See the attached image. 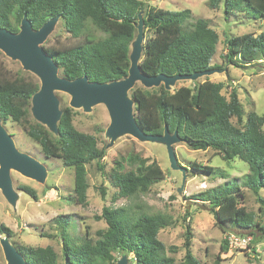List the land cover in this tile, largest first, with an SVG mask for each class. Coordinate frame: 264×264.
Wrapping results in <instances>:
<instances>
[{
	"label": "trees",
	"instance_id": "obj_1",
	"mask_svg": "<svg viewBox=\"0 0 264 264\" xmlns=\"http://www.w3.org/2000/svg\"><path fill=\"white\" fill-rule=\"evenodd\" d=\"M222 1L224 14L243 13L246 19L264 21V0H209L216 8ZM144 3L139 0H0V28L17 33L23 16L34 30L48 20L59 17L65 31L78 45L61 51H49L68 80L85 76L89 82L110 83L127 76L129 54L136 36V23ZM144 37L139 66L146 76H189L212 71L218 36L206 19H193L188 9L168 11L148 7L143 13ZM149 33V35H147ZM224 62L246 69L264 59V30L257 35L224 37ZM223 83L202 82L192 87L170 91L133 87L128 93L134 102V115L139 128L147 135H161L166 126L190 150H214L223 161L238 158L249 171L240 177H230L224 171L215 172L207 165L192 163L190 172L218 175L222 185L207 189L188 199L206 204L216 227L223 235H249L256 243L264 236V115L249 112L244 117L235 91L227 99L222 95ZM38 90V81L31 77L7 74L0 67V121L23 124L26 136L40 147L46 158L59 159L73 169L74 200L85 205L87 198L86 165L104 158L94 136L77 131L72 124V111L60 107L57 134L31 121V97ZM235 119V124L231 119ZM127 163L133 169L123 172ZM116 197L132 201L146 195L150 187L164 180V173L155 162L137 155L116 163L109 175ZM244 189L249 190L259 205V216L243 205ZM21 190L35 198L34 190ZM104 193L101 194L103 198ZM106 224L98 230L95 240L87 236L73 242L68 234L69 219L53 220L55 236L61 242V254L72 264H115L114 253L132 255L134 264H174L166 256L164 245L157 239L160 230L172 223L169 215L154 212L146 204L120 208L103 207L98 220ZM0 234L11 231L0 226ZM43 236V235H41ZM48 238H53L45 236ZM190 227H185L181 264H199L191 253ZM259 241V240H258ZM224 238L220 252H227ZM27 264H57V254L50 247H18ZM175 252V247H169Z\"/></svg>",
	"mask_w": 264,
	"mask_h": 264
},
{
	"label": "rangeland",
	"instance_id": "obj_2",
	"mask_svg": "<svg viewBox=\"0 0 264 264\" xmlns=\"http://www.w3.org/2000/svg\"><path fill=\"white\" fill-rule=\"evenodd\" d=\"M139 1L144 3L145 8L139 13L138 18L143 17L144 10L148 7L172 12L188 9L193 19L208 20L210 28L218 36L216 52L211 61V66L217 68H213L210 74L194 81H178L169 88L170 91L180 87H192L205 81L223 83L222 95L228 99L229 93L235 91L244 117L251 111L259 116L264 115V59L246 69L232 67L223 59L224 37L257 35L264 30V21L246 19L243 13L224 14L222 1L216 8L209 6V0ZM146 38V36L143 37V43ZM81 42L82 39H74L65 31L63 22L59 19L42 46L45 50L61 51ZM0 67L7 74L31 77L38 81L32 73L23 70L18 61L8 58L1 51ZM135 86L143 88L139 83ZM56 96L59 100V108L71 109L74 128L95 137L98 149L104 153V158L100 162L103 171L97 169L95 162L86 165L87 198L85 205H79L74 200L73 169L65 167L59 159L46 158L40 151V147L26 136L23 124L11 120L2 124L6 133L12 137L16 149L34 158L46 169L43 183L10 170L11 186L16 194L14 204L8 202L0 192V226L11 231L8 241L12 246L15 248L50 246L57 254V264H64L61 242L55 236L57 232L53 222L55 218L62 216L69 219L68 234L71 240L77 243L85 236L95 240L97 239L95 233L106 229L105 222L102 219L98 220L104 206L120 208L129 204H146L152 211L172 218L171 225L160 230L157 239L164 245L166 256L172 258L174 264L183 262V241L187 225L192 235L191 253L199 264H264V236L246 248L229 249L227 247V252L221 253L220 246L225 235L216 227L210 211L199 209L194 204L187 210V202H192L188 199L189 197L224 183L218 175L191 173L192 163L211 166L215 172L224 171L233 174L235 178L249 171L245 162L238 158L232 162L223 161L214 150L194 151L179 142L175 143L173 148L180 169L173 170L167 148L163 143L142 142L127 134L118 136L111 143L106 134L110 119L104 105H94L90 111L85 112L82 108L69 106V95L57 92ZM29 119L35 121L31 113ZM231 122L235 124V119L232 118ZM132 155L157 163L164 173V180L152 185L146 195L127 201L116 197L117 190L112 186L109 175L118 161ZM131 169L133 166L124 163L123 172ZM21 187L34 190L35 198L23 192ZM102 193H104L103 198ZM259 194L264 197V189H261ZM203 205L209 209L206 204ZM243 205L247 211L260 215L259 205L249 190L244 189ZM261 223L264 225V216L261 218ZM5 236L0 234V239ZM45 236H53V238ZM169 247H175V252L169 251ZM114 257L116 262L125 257L128 264H134L131 254L125 256L114 253ZM0 264H6L1 246Z\"/></svg>",
	"mask_w": 264,
	"mask_h": 264
},
{
	"label": "water",
	"instance_id": "obj_3",
	"mask_svg": "<svg viewBox=\"0 0 264 264\" xmlns=\"http://www.w3.org/2000/svg\"><path fill=\"white\" fill-rule=\"evenodd\" d=\"M58 20L59 17H54L34 30L30 21L23 16L17 33L0 28V51L8 58L18 61L23 70L32 73L38 80V90L32 95L30 102V113L34 120L46 127L49 132L57 134V123L61 115L57 92L70 96L71 108H82L85 112L90 111L94 105L102 104L110 119L106 134L111 143L122 134L142 142L163 143L167 148L171 168L179 170L173 148L175 143L181 142L177 133L169 134L165 126L161 135L145 134L136 122L134 102L129 98L128 93L136 83L146 89L163 85L164 89L169 90L178 81H194L212 71L189 76H146L139 66L144 37L143 19L139 17L135 26L136 36L129 54V68L124 79L110 83L89 82L85 76L68 80L60 76L58 65L42 46ZM10 170L38 183H43L46 177L44 165L28 154L19 152L0 121V192L8 202L14 204L16 194L12 190ZM187 203V210L192 204L199 209L209 210L206 206L195 202ZM0 246L6 264H27L18 249L10 244L7 236L0 239ZM64 264L72 263L65 258ZM115 264L128 263L127 259L122 257Z\"/></svg>",
	"mask_w": 264,
	"mask_h": 264
},
{
	"label": "built area",
	"instance_id": "obj_4",
	"mask_svg": "<svg viewBox=\"0 0 264 264\" xmlns=\"http://www.w3.org/2000/svg\"><path fill=\"white\" fill-rule=\"evenodd\" d=\"M227 240L229 249L231 248H246L252 241V236L249 235H236L233 233L226 234L224 237Z\"/></svg>",
	"mask_w": 264,
	"mask_h": 264
},
{
	"label": "crops",
	"instance_id": "obj_5",
	"mask_svg": "<svg viewBox=\"0 0 264 264\" xmlns=\"http://www.w3.org/2000/svg\"><path fill=\"white\" fill-rule=\"evenodd\" d=\"M234 159H236V158H234ZM234 159H233V160H234ZM233 160H232V161H233ZM232 161H229V162H232ZM227 174H228L230 177H233V174H230V173H227ZM243 175H244V174H243ZM235 178H236V177H235ZM261 197H262V196H261ZM263 198H264V197H263Z\"/></svg>",
	"mask_w": 264,
	"mask_h": 264
}]
</instances>
